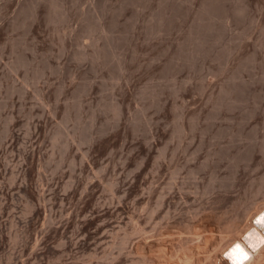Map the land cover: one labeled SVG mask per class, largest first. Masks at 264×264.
Masks as SVG:
<instances>
[{
    "label": "rangeland",
    "instance_id": "1",
    "mask_svg": "<svg viewBox=\"0 0 264 264\" xmlns=\"http://www.w3.org/2000/svg\"><path fill=\"white\" fill-rule=\"evenodd\" d=\"M27 1L0 0V264H163L168 222L264 202V0Z\"/></svg>",
    "mask_w": 264,
    "mask_h": 264
},
{
    "label": "bare ground",
    "instance_id": "2",
    "mask_svg": "<svg viewBox=\"0 0 264 264\" xmlns=\"http://www.w3.org/2000/svg\"><path fill=\"white\" fill-rule=\"evenodd\" d=\"M5 1V0H4ZM29 1V0H28ZM27 1V2H28ZM33 1V0H32ZM31 1V2H32ZM41 1V0H40ZM39 1V2H40ZM61 1V0H60ZM138 1V0H137ZM144 1V0H143ZM146 1V0H145ZM158 1V0H157ZM171 1V0H170ZM177 1V0H176ZM174 1V2H176ZM185 1V0H184ZM183 1V2H184ZM194 1V0H193ZM210 1V0H208ZM207 1V2H208ZM216 1H221V0H216ZM211 1L212 5L213 4H216L217 3ZM224 1V0H222ZM221 1V2H222ZM227 2V0H225ZM234 1V0H232ZM239 1V0H238ZM241 1V0H240ZM246 1V0H244ZM12 2V1H11ZM47 2V1H46ZM59 2V1H58ZM123 2V0H122ZM121 2V3H122ZM148 2V1H147ZM152 2V1H151ZM162 2V1H161ZM173 2V1H172ZM204 3V1H202ZM201 2V5L203 4ZM250 2V1H249ZM253 2V1H252ZM10 3V2H9ZM141 3V2H139ZM179 3V2H178ZM181 3V2H180ZM192 3V2H190ZM219 3V2H218ZM224 3V2H222ZM234 3V2H233ZM236 3V2H235ZM244 4V2H241ZM240 3V5H241ZM21 4V2H20ZM18 4V5H20ZM29 4V3H28ZM37 4V3H36ZM39 4V3H38ZM44 4V3H43ZM177 4V3H176ZM182 4V3H181ZM196 4V2H195ZM207 5H203V13H207L208 9L204 11V6L207 7L208 6V3H206ZM210 4V3H209ZM221 4V3H220ZM229 4V3H228ZM242 4V5H243ZM248 4L247 2H245V5ZM256 4V3H255ZM4 5V4H3ZM35 5V4H34ZM41 5V4H40ZM57 5V4H56ZM55 5V6H56ZM65 5V4H64ZM141 5V4H140ZM187 5H188V2H187ZM200 5V6H201ZM211 5V6H212ZM219 5V4H218ZM232 5V3H231ZM234 5V4H233ZM242 5L240 6L242 8ZM243 5V6H245ZM1 6V5H0ZM7 6V5H6ZM25 6V5H24ZM30 6V5H29ZM33 6V5H32ZM37 6V5H36ZM49 6V5H48ZM51 7L53 6L50 5ZM63 6V5H62ZM118 6V5H116ZM136 6V5H135ZM145 6V5H144ZM143 6V7H144ZM154 6V5H153ZM159 6V4H158ZM199 6V7H200ZM214 6V5H213ZM225 6V5H224ZM263 6V5H262ZM13 7V6H12ZM16 7V6H15ZM28 7V6H27ZM35 7V6H34ZM33 7V8H34ZM146 7V6H145ZM161 7V6H160ZM209 7V6H208ZM237 7V5H236ZM249 7H251L249 5ZM142 8V7H141ZM152 8V6H151ZM171 8V7H169ZM168 8V9H169ZM191 8V7H190ZM202 8V7H201ZM212 8V7H209V9ZM215 9L217 7H214ZM220 8V7H219ZM223 8V6H222ZM232 8V7H231ZM244 8V7H243ZM242 8V10H243ZM246 8V6H245ZM244 8V9H245ZM258 8V7H257ZM262 8V7H261ZM35 9V8H34ZM66 9V8H65ZM64 9V10H65ZM118 9V8H117ZM148 9V8H147ZM178 9V8H177ZM200 9V8H198ZM214 9V10H215ZM225 9V7L223 8ZM248 9V8H247ZM246 9V10H247ZM250 9V8H249ZM259 9V8H258ZM2 10V9H0ZM17 10V9H16ZM26 10H29V9H26ZM119 10V9H118ZM143 9H141L142 11ZM157 10V9H156ZM160 10V9H159ZM185 10V8H184ZM183 10V12H184ZM213 10V8H212ZM212 10L210 12H212ZM213 10V11H214ZM219 10H222V9H219ZM251 10V9H250ZM34 11V10H33ZM122 12H124L123 10H121ZM168 11V10H167ZM181 11V10H179ZM179 11H177L179 13ZM194 11V10H193ZM207 11V12H206ZM224 11V10H223ZM222 11V12H223ZM236 11V10H235ZM260 11V10H258ZM2 12V11H1ZM17 12V11H16ZM31 12V11H30ZM121 12V13H122ZM143 12V11H142ZM182 12V11H181ZM215 12V11H214ZM213 12V13H214ZM217 12V11H216ZM239 12L236 11V13ZM244 12V10H243ZM242 12V13H243ZM33 13V12H31ZM38 13V12H37ZM50 13V12H49ZM120 13V14H121ZM125 13V12H124ZM146 13V12H145ZM176 13V12H175ZM176 13V14H178ZM185 13V12H184ZM202 13V12H201ZM209 13V12H208ZM220 13V11L218 12ZM234 13L236 16L237 14ZM248 13V11H247ZM261 13V12H260ZM3 14V13H2ZM17 14V13H16ZM48 14V13H47ZM65 14V13H64ZM158 14V12H157ZM162 14V13H160ZM191 14V13H190ZM211 14V13H209ZM207 14H202V15H205V16H209L210 18H212V14L211 16ZM224 14V13H223ZM240 14V13H239ZM238 14V15H239ZM249 14H250V11H249ZM19 15V14H18ZM34 15V14H33ZM40 15V14H39ZM58 15V14H57ZM140 15V14H138ZM156 15V14H155ZM154 15V16H155ZM164 15V14H163ZM180 15V14H179ZM185 15V14H184ZM217 15V14H215ZM229 15V14H228ZM147 16V15H146ZM145 16V17H146ZM162 16V15H161ZM168 16V15H167ZM177 16V15H176ZM175 16V17H176ZM192 16V15H191ZM204 16V17H205ZM226 16V15H225ZM248 16V14H247ZM1 17V16H0ZM28 17V16H27ZM47 17V15H46ZM59 17V16H58ZM121 17V16H120ZM136 17V16H135ZM164 17V16H163ZM173 17H174V14H173ZM183 17V16H182ZM190 17V16H189ZM200 17V16H199ZM203 18V16H201ZM217 17V16H216ZM215 17V19H216ZM4 18V17H3ZM19 18V17H17ZM25 18V17H24ZM49 18V17H48ZM60 18V17H59ZM147 18V17H146ZM145 18V19H146ZM159 18V17H158ZM165 18V17H164ZM191 18V17H190ZM197 18V17H196ZM201 18V19H202ZM208 18V19H210ZM233 18V16H232ZM241 18V17H240ZM253 18V17H252ZM9 19V18H8ZM136 19V18H135ZM171 19V18H169ZM213 19V20H215ZM235 19V18H234ZM250 19V18H249ZM19 20V19H18ZM164 20V19H162ZM188 20V19H187ZM219 20V19H218ZM232 20V19H231ZM246 20V19H245ZM257 20V19H256ZM254 20V22L256 21ZM261 20V19H260ZM14 21V20H13ZM37 21V20H36ZM154 21V20H153ZM171 21V20H170ZM175 21V20H174ZM195 21V20H194ZM224 21V20H223ZM240 21V20H239ZM238 21V22H239ZM247 21V20H246ZM1 22V21H0ZM3 22V21H2ZM24 22V21H22ZM28 22V21H26ZM30 22V21H29ZM46 22V21H45ZM106 22V21H105ZM163 22V21H162ZM161 22V23H162ZM172 22V21H171ZM212 22V21H211ZM225 22V21H224ZM230 22V21H229ZM10 23V22H9ZM14 23V22H13ZM19 23V22H18ZM150 23V22H149ZM153 23V22H152ZM164 23V22H163ZM202 23V22H201ZM216 23V22H215ZM233 23V22H232ZM257 23V22H256ZM15 24V23H14ZM25 24V23H24ZM27 24V23H26ZM103 23L100 22L99 25H102ZM107 24V22H106ZM110 24V23H109ZM108 24V25H109ZM165 24V23H164ZM182 24V23H181ZM192 24V23H191ZM220 24V23H219ZM225 24V23H224ZM223 24V26H225ZM261 24V23H260ZM3 25V24H2ZM1 25V26H2ZM17 25V24H16ZM32 25V24H31ZM105 25V24H104ZM148 25V24H147ZM201 25V24H200ZM212 25V24H211ZM214 25V24H213ZM216 25V24H215ZM233 25V24H232ZM238 25V24H237ZM254 25V24H253ZM252 25V26H253ZM0 26V27H1ZM14 26V25H13ZM103 26V25H102ZM102 26H99L101 29H102ZM146 26V25H145ZM163 26V25H162ZM161 26V27H162ZM183 26V25H182ZM222 26V27H223ZM30 27V26H29ZM33 27V26H32ZM108 27V26H107ZM151 27V26H149ZM160 27V28H161ZM196 27H197V24H196ZM211 27V26H209ZM255 27V26H254ZM262 27H264L262 25ZM261 27V28H262ZM157 28V26H156ZM194 28V27H193ZM231 28V27H230ZM237 28V27H236ZM253 28V27H252ZM104 29V28H103ZM198 29V28H197ZM202 29V28H201ZM212 29V28H211ZM220 29V28H219ZM226 29V28H225ZM245 29V28H244ZM106 30V29H105ZM159 30V29H158ZM224 30V29H223ZM234 30V29H232ZM261 30V29H260ZM264 30V28H263ZM103 31V30H102ZM187 31V29L185 30ZM193 31V29H192ZM204 31V30H203ZM207 31V30H206ZM209 31V30H208ZM195 32V30H194ZM247 32V31H246ZM263 31H261L262 33ZM185 33V32H184ZM200 33V32H198ZM212 33V32H211ZM216 33V32H215ZM220 34V33H219ZM223 34H225L223 32ZM222 34V35H223ZM264 34V33H263ZM193 35V34H192ZM210 35V33H209ZM217 35V34H216ZM221 35V34H220ZM161 36V35H160ZM202 36V35H201ZM205 36V35H204ZM214 36V34H213ZM227 36V35H225ZM233 36V35H232ZM264 36V35H263ZM192 37V36H191ZM209 37V36H208ZM196 38V37H195ZM203 38V37H202ZM205 38V37H204ZM211 38V37H210ZM223 38V37H222ZM227 37H225L224 39H226ZM233 38V37H232ZM201 39V38H200ZM206 39H208L206 37ZM109 40V39H108ZM216 40V39H215ZM260 40V39H259ZM263 39H261L262 41ZM199 41V40H198ZM207 41V40H206ZM209 41V40H208ZM217 41V40H216ZM109 42V41H107ZM188 42V41H187ZM264 42V41H263ZM185 43V42H184ZM194 43V42H193ZM262 43V42H261ZM111 44V43H110ZM189 44V43H188ZM114 45V44H113ZM210 45V44H209ZM208 45V46H209ZM261 45V44H260ZM116 46V45H115ZM183 46V45H182ZM187 46V44H186ZM198 46V45H197ZM202 46V45H201ZM263 46V44H262ZM86 47V46H84ZM106 47V46H105ZM110 47H114V46H111ZM159 47V46H158ZM177 47V46H176ZM199 47V46H198ZM88 48V47H87ZM179 48V47H178ZM205 48V47H204ZM218 48V47H217ZM107 49V48H106ZM109 49V48H108ZM107 49V50H108ZM171 49V48H170ZM194 49V48H193ZM243 49V48H242ZM114 50V49H112ZM137 50V49H136ZM198 50V49H197ZM204 50V49H202ZM209 50V49H208ZM216 50V49H215ZM213 50V51H215ZM255 50V49H254ZM260 50V49H259ZM85 51V50H84ZM179 51V50H178ZM206 51V50H205ZM245 51V50H244ZM86 52V51H85ZM101 52V51H100ZM108 52V51H107ZM196 52V51H195ZM203 52V51H202ZM216 52V51H215ZM242 52V51H240ZM257 52V51H256ZM260 52V51H259ZM18 53V52H17ZM16 53V54H17ZM23 53V52H22ZM106 53V52H105ZM200 53V52H199ZM258 53V52H257ZM104 54V53H103ZM205 54V53H204ZM217 54V52H216ZM206 55V54H205ZM208 55V54H207ZM241 55V54H240ZM248 55V54H247ZM258 55V54H257ZM263 55V54H262ZM23 56V55H22ZM101 56V55H100ZM102 57V56H101ZM108 57V56H107ZM23 59V58H22ZM1 60V59H0ZM20 60V59H19ZM121 60V59H120ZM27 61V60H25ZM119 61V60H118ZM123 62V61H122ZM20 63V62H19ZM29 63V62H28ZM118 64V63H117ZM122 64V63H121ZM23 65V64H22ZM26 65V64H25ZM31 65V64H30ZM33 65V64H32ZM120 65V64H119ZM118 65V66H119ZM19 66V65H18ZM21 67V66H20ZM122 67V66H120ZM22 68V67H21ZM122 69V68H121ZM18 70V69H17ZM41 72V71H40ZM16 73V71H15ZM18 74V73H17ZM14 77V76H12ZM15 78V77H14ZM33 79V78H32ZM17 85V84H16ZM263 85V84H262ZM26 86V85H25ZM15 87V86H14ZM264 87V86H263ZM15 90V89H14ZM228 90V89H227ZM232 90V89H231ZM26 91V90H25ZM238 91V90H237ZM241 91V89H240ZM24 93V91H23ZM226 93V92H225ZM241 93V92H240ZM230 94V93H229ZM238 94V93H237ZM261 94V93H260ZM264 94V93H263ZM242 95V94H241ZM263 97V96H262ZM251 99V98H250ZM249 99V100H250ZM257 101V100H256ZM250 102V101H249ZM260 102V101H259ZM251 103V102H250ZM246 104V103H245ZM263 104V103H262ZM257 105V104H256ZM263 106V105H262ZM118 107V106H117ZM245 107V106H244ZM264 107V106H263ZM116 108V107H115ZM120 108V107H119ZM246 108V107H245ZM256 108V107H255ZM33 109V107H32ZM258 108H256L257 110ZM120 110V109H119ZM261 110V109H260ZM242 111H245V110H242ZM250 111V110H249ZM255 111V110H254ZM237 112V111H236ZM244 113V112H243ZM234 115V114H233ZM245 116V115H244ZM252 117V116H251ZM228 119V118H227ZM254 119V118H253ZM230 120V119H229ZM182 122V121H181ZM236 122V121H235ZM238 122V121H237ZM247 122V121H246ZM229 124V123H228ZM235 124V123H234ZM231 126V125H230ZM229 126V127H230ZM233 126V125H232ZM246 126V124L244 125ZM238 128V127H237ZM180 129V127L178 128ZM241 131V130H240ZM245 133V132H244ZM231 134V132H230ZM236 136H237V133H235ZM182 135V134H181ZM172 136V135H171ZM244 136V135H243ZM240 137V136H239ZM169 138V137H168ZM237 139V138H236ZM173 143V142H171ZM182 143V142H181ZM180 143V144H181ZM170 144V143H169ZM180 146V145H179ZM263 146V145H262ZM245 147V146H244ZM257 150V149H256ZM179 151V150H178ZM262 151V150H261ZM247 152V151H246ZM164 153V152H163ZM241 154V153H240ZM251 154V153H250ZM165 155V154H164ZM163 155V156H164ZM230 155V154H229ZM166 156V155H165ZM239 156V155H238ZM241 156V155H240ZM165 159V158H164ZM240 159V158H239ZM243 161V160H242ZM235 163V162H234ZM233 173V172H232ZM234 174V173H233ZM259 178V177H258ZM218 179V178H217ZM220 179V178H219ZM262 179V178H261ZM261 181V180H260ZM229 182V181H228ZM226 183V182H225ZM264 183V181H263ZM210 185V184H209ZM224 186V185H223ZM227 186V185H226ZM216 188V187H215ZM226 188V187H225ZM258 190V189H257ZM226 191V190H225ZM206 194V193H205ZM218 196V195H217ZM43 197V196H42ZM165 197V196H164ZM244 198V197H243ZM182 199V198H181ZM242 199V197H241ZM247 199V198H246ZM244 199V200H246ZM240 200V198H239ZM247 201V200H246ZM245 201V202H246ZM234 202V201H233ZM232 202V204H233ZM237 201H235V204H236ZM240 202V201H239ZM243 202V201H242ZM197 203V202H196ZM195 203V204H196ZM215 203V202H213ZM218 203V202H217ZM229 203V202H228ZM238 203V202H237ZM244 203V202H243ZM179 205V204H178ZM241 205V204H240ZM238 206L236 207L235 211L233 212L231 209V211L233 212L232 214H228L230 216H228L226 213V216L228 217H218L216 215H214V213H212L211 211L210 212H206L203 207V209H198L196 211H193V212H188L185 216V219H181L180 221L178 222H174L175 225L171 226V224H169V222L167 223V225L165 227H163V264H229V261L226 259V258H229V253L226 255V258L224 257L225 253L227 251H231V252H234V249H231L232 246L234 245V243L236 241H239L241 239H243V237L247 234L248 236H250L251 238H255V241L256 243H259L257 245L261 246L264 242V202H260V203H257L256 201H252L250 200L249 203H245L244 205L242 206ZM232 207V206H231ZM235 207V205H234ZM224 208V207H223ZM197 209V208H196ZM211 209V208H210ZM215 209V208H214ZM218 210V209H217ZM227 210V209H226ZM213 211V210H212ZM215 211V210H214ZM221 212V211H220ZM225 212V211H224ZM217 213V212H216ZM224 215V214H223ZM166 217V219L170 218V217H167V216H164ZM181 217V216H180ZM258 218V221H255V219ZM165 220V219H164ZM164 223V222H163ZM140 231V228H136L134 230V233H137ZM226 235V236H225ZM154 244H160V243H148L147 247L150 249L149 251L151 252L155 245ZM162 244V243H161ZM157 246V245H156ZM160 247V246H159ZM146 248V247H145ZM157 248V247H155ZM136 249V248H135ZM162 249V248H160ZM143 251V250H142ZM158 251V250H156ZM162 251V250H160ZM247 255V256H251L252 257V260L246 264H264V246H262V248L257 252L256 255H254L252 252L250 251H247L246 253H244V255ZM148 256V255H147ZM240 256H243L242 254L239 255L237 258H240ZM151 257V256H150ZM162 257V256H161ZM149 258V257H148ZM148 258H145L143 260H139L137 262H135L136 260H134L132 262V264H147V263H151V260H148ZM153 262V261H152ZM161 262V261H160ZM159 264H162V263H159Z\"/></svg>",
    "mask_w": 264,
    "mask_h": 264
}]
</instances>
